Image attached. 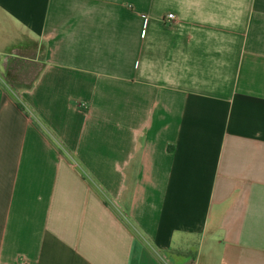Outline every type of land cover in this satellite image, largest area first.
I'll list each match as a JSON object with an SVG mask.
<instances>
[{"label":"crops","instance_id":"crops-1","mask_svg":"<svg viewBox=\"0 0 264 264\" xmlns=\"http://www.w3.org/2000/svg\"><path fill=\"white\" fill-rule=\"evenodd\" d=\"M190 249L264 264V0H0V264Z\"/></svg>","mask_w":264,"mask_h":264},{"label":"rangeland","instance_id":"rangeland-1","mask_svg":"<svg viewBox=\"0 0 264 264\" xmlns=\"http://www.w3.org/2000/svg\"><path fill=\"white\" fill-rule=\"evenodd\" d=\"M30 56L32 57V55H29L28 57L30 58ZM19 71H18V74L19 72L24 74V75H27L25 76V78H23L22 80H20L22 83V85H16L18 86L19 89L23 88V86L25 84H28L29 81L31 80V67L27 66L26 64L25 65H20L19 67ZM12 71L9 73L11 75ZM9 74H6L5 73V76H3V81L5 83V88H7L6 90L9 92V94L11 96H13L14 100H19V93H15L18 89L17 87H12V82L10 79V75ZM13 74V73H12ZM16 91H15V90ZM184 257L186 258H192L193 257V249H190L188 253H178V254H175L172 256H166L165 257V262L164 264H185L186 262H188L189 259H185Z\"/></svg>","mask_w":264,"mask_h":264},{"label":"trees","instance_id":"trees-1","mask_svg":"<svg viewBox=\"0 0 264 264\" xmlns=\"http://www.w3.org/2000/svg\"><path fill=\"white\" fill-rule=\"evenodd\" d=\"M19 66V64L17 63V64H15L14 65V68H15V66ZM15 103H16V105H17V107L21 110V111H23V112H26V108H25V106L23 105V103L21 102V100H15ZM36 124V123H35ZM37 125V124H36ZM38 126V125H37ZM39 128H40V126H38Z\"/></svg>","mask_w":264,"mask_h":264},{"label":"built area","instance_id":"built-area-1","mask_svg":"<svg viewBox=\"0 0 264 264\" xmlns=\"http://www.w3.org/2000/svg\"><path fill=\"white\" fill-rule=\"evenodd\" d=\"M168 18H169V19H173L174 16H173L172 14H169V15H168ZM84 108H85V105H84Z\"/></svg>","mask_w":264,"mask_h":264}]
</instances>
